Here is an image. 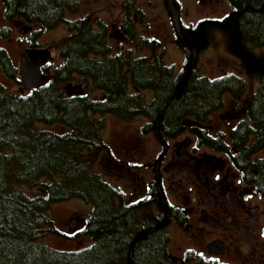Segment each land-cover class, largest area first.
Here are the masks:
<instances>
[{
    "label": "trees",
    "instance_id": "16d2710c",
    "mask_svg": "<svg viewBox=\"0 0 264 264\" xmlns=\"http://www.w3.org/2000/svg\"><path fill=\"white\" fill-rule=\"evenodd\" d=\"M4 1L8 20L21 19L37 26L31 47L38 46L36 40L42 32L63 24L68 35L54 43L63 62L53 74H49L47 64L42 68L47 78L43 86L15 94L6 91L0 80V264H128L130 245L140 234L134 263L168 264L167 234L156 228L153 210L144 212L153 201L127 202L124 192L96 169V161L109 150L102 135L105 115L122 120L143 115L149 119L143 130L157 127L165 134L180 128L179 116L206 112L226 93L242 97L248 88L246 80L235 75L213 80L194 71L183 95L176 98L180 76L167 63L161 41H140V49H150V56L114 52L104 20L90 14L67 17V12H78L77 2ZM229 2L236 20L230 17L228 26L201 21L184 27L183 33L191 39L189 32L204 31L210 40L214 28L223 30L228 51L241 60L249 77L260 83L249 101L254 128L260 135L264 129V0ZM129 5L132 7L131 0H127L126 9ZM222 23L227 24V20ZM122 26L130 39L136 37L129 15ZM7 32L8 28H3V35ZM177 43L192 54L189 46ZM0 69L8 78L22 82L17 78L20 67L16 68L1 48ZM71 82L74 87L64 86ZM93 89L102 91L103 96L91 97ZM145 90L155 91L157 104L145 100ZM207 140L213 146L221 144L216 139ZM73 198L92 207L77 233L88 236L90 243L72 251L59 250L45 240L50 235H64L50 210L53 204Z\"/></svg>",
    "mask_w": 264,
    "mask_h": 264
},
{
    "label": "flooded vegetation",
    "instance_id": "af4514ba",
    "mask_svg": "<svg viewBox=\"0 0 264 264\" xmlns=\"http://www.w3.org/2000/svg\"><path fill=\"white\" fill-rule=\"evenodd\" d=\"M2 1L5 10V1ZM70 1L71 4L77 2L81 8L80 0ZM131 1L132 7L128 6L130 9H126L125 3L124 17L119 23L117 34L122 37L123 46L139 43L140 48L142 39L155 38L140 32L139 26L143 24L147 27L146 32H149L150 23L146 22L145 12L137 4V0ZM225 1L203 0V3L221 7ZM175 2L178 4L177 0ZM228 3L230 4L229 0ZM231 8L232 10L225 16L205 21L226 27L231 19L236 20V11L232 6ZM66 14L71 19L70 15L73 14L71 12ZM128 15L134 22L136 33L134 39L128 37L127 30L122 26ZM226 20L227 24H223L222 22ZM197 24L183 25L180 18L183 36L193 42L200 53L210 44L204 31L189 32L191 39L183 33L184 27ZM26 25L27 28L30 26ZM213 31H219L225 36L222 29L214 28ZM110 35L109 29V37ZM175 35L177 43L179 39L176 32ZM209 37L211 38V35ZM37 43V47H31L30 43L23 54L30 48H40V42ZM123 46L120 47L122 51H132L135 54L132 47ZM148 51V55L144 56H150L151 50ZM182 51L184 60L181 71L174 70L175 75L180 76L178 87L188 73L187 63L192 55H188L184 48ZM234 57L239 60L241 66V60L237 56ZM194 71L197 73V63L191 70L188 80ZM229 75L240 77L233 73L222 77ZM222 77L208 78L214 80ZM253 80L258 83L257 89L260 83L256 79ZM245 83L247 85V81ZM130 85L137 89L135 85ZM178 87L175 89L176 98H180L184 93L183 87L178 93ZM69 89L68 87L66 90L70 91ZM143 92H146L143 94L146 101L153 105L157 104L154 90ZM147 93H151L150 98L147 97ZM176 93L179 94L178 97ZM89 95L93 98L103 96L102 94L94 97L90 93ZM225 96L232 99L230 110L218 115L217 113L227 105L228 99ZM243 96L235 98L226 93L222 100L208 108L206 112L179 116L180 128L169 130L165 134L160 133L157 127L148 131L143 130L149 119L139 115L136 118H144L141 130L137 131L136 135L124 138L119 145V156L114 155L107 143L108 151L113 153L108 159L109 175L122 176L130 182L135 193L153 201L156 228L162 224L160 228L168 237L167 262L168 256L174 255L180 257L186 264H264V129L259 135V130L254 128L253 117L249 112L250 97L245 101ZM188 121L192 124H187ZM207 137L219 140L221 144L213 146ZM150 144L154 145V151L149 161L150 178L146 179L144 167L149 157ZM119 190L123 192L122 189Z\"/></svg>",
    "mask_w": 264,
    "mask_h": 264
},
{
    "label": "rangeland",
    "instance_id": "374dc122",
    "mask_svg": "<svg viewBox=\"0 0 264 264\" xmlns=\"http://www.w3.org/2000/svg\"><path fill=\"white\" fill-rule=\"evenodd\" d=\"M175 1V0H174ZM178 7L180 9L181 22L184 24H197L200 21L208 19H214L215 17L221 18L229 13L232 8L228 3H222V6L218 7L211 4H204L203 0H177ZM127 0H80L81 8L78 12L70 15V18H77L84 15H95L98 18L104 20L110 29V44L114 52L122 51L120 47L123 46V39L117 32L119 31V23L124 17V6ZM3 1L0 0V48L5 49L10 55L15 67H20V57L23 55V51L31 43V34L37 28V26L27 25L21 20H8L5 17V10ZM137 4L144 10L146 22L150 23V31L146 32L147 27L145 24L139 26V30L142 34L155 38L162 43L165 59L167 63L173 66L175 71L179 72L182 68L184 60V53L182 48L176 43L175 29L173 25L172 14L169 10L167 0H137ZM216 7V8H215ZM215 8V9H214ZM3 28H8L6 35H3ZM27 28V30L25 29ZM68 35L66 26L60 25L54 29L42 32L36 42H40L41 47L39 49L48 48L52 51V60L47 65L49 74H53L55 67L60 66L63 59L58 54V50L54 47V43L61 38ZM145 38V37H144ZM209 46L199 53L196 58L197 63V75L199 77L219 78L227 74H237L241 78H245L247 81V92L244 94V100H248L252 92L257 87V82L252 78H249L247 72L240 66L239 60L231 55L227 48V39L219 31H213L209 40ZM132 47L135 51V55L144 56L148 55L149 51L146 48L140 49L139 43L125 44L123 47ZM18 80L21 78L19 73L17 74ZM0 80L4 84L6 91L15 94L23 93L26 88L23 83L18 82L16 79L8 78L5 73L0 69ZM74 87V82L65 83L64 86ZM179 93L180 91L177 90ZM94 97H99L103 93L100 90L93 89L89 91ZM146 92H143L145 94ZM150 98L151 93L146 94ZM227 105L224 109L217 114H225L227 110H230V104L232 99L225 96ZM226 116V115H225ZM106 128L103 130V140L108 143L114 155H120L119 145L125 137L129 135H136L137 131L141 130V124L144 122V118H135L132 120H122L111 114L106 115ZM216 123V120H215ZM45 128H52L53 130H61L57 126L44 125ZM154 145L150 144L145 165L146 179L150 178L149 161L150 155L154 151ZM112 152L105 151L101 154L100 158L96 161V169L102 175L104 179L109 180L114 186L122 189L126 194L127 202H135L140 200L144 196H139L135 193L132 185L122 176L109 175L108 159L112 157ZM151 207L145 209L151 211ZM92 212L91 205L85 204L81 199L73 198L63 202H57L53 204L50 215L55 221L60 231L64 234L62 236L50 235L45 240L46 242L59 250L72 251L85 246H88L90 239L88 236L77 234L82 230L84 219ZM144 213V214H145Z\"/></svg>",
    "mask_w": 264,
    "mask_h": 264
},
{
    "label": "water",
    "instance_id": "95a60500",
    "mask_svg": "<svg viewBox=\"0 0 264 264\" xmlns=\"http://www.w3.org/2000/svg\"><path fill=\"white\" fill-rule=\"evenodd\" d=\"M167 4L169 5V10L172 14L173 19V25L175 32L177 34V37L179 41L182 44H187L192 48V55L189 59V62L187 63L188 73L186 77L183 79L181 85L178 87V91L180 88L183 87V85L188 80L191 70L195 68L196 65V58L198 56V49L196 48V45L191 42L190 40L186 39L180 29V9L178 5L175 3L174 0H167ZM52 51L48 48L45 49H39V48H30L26 50L24 55L21 56L20 59V70L19 74L21 77V81L24 84V87L27 89H37L45 84L47 81L46 76L43 73V67L52 60ZM179 94L176 93V96L178 97ZM187 124L191 125L192 122L188 121ZM162 227V224L158 226V228ZM142 235H138L131 243L128 253V264H135L133 260L134 255V249L138 241L141 239ZM168 262L169 264H186L184 260H182L180 257H176L174 255L168 256Z\"/></svg>",
    "mask_w": 264,
    "mask_h": 264
},
{
    "label": "bare ground",
    "instance_id": "6f19581e",
    "mask_svg": "<svg viewBox=\"0 0 264 264\" xmlns=\"http://www.w3.org/2000/svg\"><path fill=\"white\" fill-rule=\"evenodd\" d=\"M20 75V74H19Z\"/></svg>",
    "mask_w": 264,
    "mask_h": 264
}]
</instances>
